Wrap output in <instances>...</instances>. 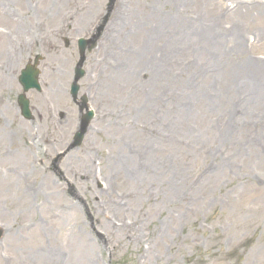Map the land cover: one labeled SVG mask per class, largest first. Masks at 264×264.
<instances>
[{
  "label": "rangeland",
  "instance_id": "rangeland-1",
  "mask_svg": "<svg viewBox=\"0 0 264 264\" xmlns=\"http://www.w3.org/2000/svg\"><path fill=\"white\" fill-rule=\"evenodd\" d=\"M108 3L0 0V264H264V0Z\"/></svg>",
  "mask_w": 264,
  "mask_h": 264
},
{
  "label": "water",
  "instance_id": "water-1",
  "mask_svg": "<svg viewBox=\"0 0 264 264\" xmlns=\"http://www.w3.org/2000/svg\"><path fill=\"white\" fill-rule=\"evenodd\" d=\"M88 42H89L88 40H84V39L78 40V46H79V51H80V55H81V59H80V62L78 64L79 66L82 64V62L84 60V53H85V49H86V44ZM38 58H39L38 56L35 58L33 65L27 64L25 66V68L23 70H21L18 81L21 84L24 92L28 91L31 88H35L38 91L40 90V86L37 82V77H38L39 71L35 67L37 64ZM83 74H84V71L82 69H80L79 67H77L75 70L74 82L71 85V89H70V93H71V96L73 97V99L76 98L77 91L79 89V86L77 85V81L79 80V78ZM17 102H18L19 107H20L21 115L26 119H30L31 118V112L29 109V101L25 97L24 93H22L18 96ZM91 117H92V112L89 111L85 115V117L83 118L81 130L75 134L73 146H76L81 142L83 134L85 132V128H86L87 123L89 122ZM1 233L2 232L0 230V236H1Z\"/></svg>",
  "mask_w": 264,
  "mask_h": 264
},
{
  "label": "bare ground",
  "instance_id": "bare-ground-1",
  "mask_svg": "<svg viewBox=\"0 0 264 264\" xmlns=\"http://www.w3.org/2000/svg\"><path fill=\"white\" fill-rule=\"evenodd\" d=\"M257 88L260 90L261 95H264V88H260V87H257Z\"/></svg>",
  "mask_w": 264,
  "mask_h": 264
}]
</instances>
